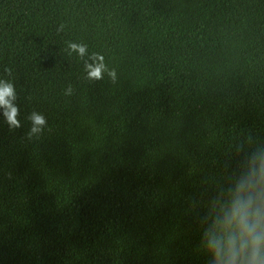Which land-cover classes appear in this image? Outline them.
I'll return each mask as SVG.
<instances>
[{"label": "trees", "instance_id": "obj_1", "mask_svg": "<svg viewBox=\"0 0 264 264\" xmlns=\"http://www.w3.org/2000/svg\"><path fill=\"white\" fill-rule=\"evenodd\" d=\"M0 79L21 123L0 116V264H213L264 161V0H0Z\"/></svg>", "mask_w": 264, "mask_h": 264}, {"label": "clouds", "instance_id": "obj_2", "mask_svg": "<svg viewBox=\"0 0 264 264\" xmlns=\"http://www.w3.org/2000/svg\"><path fill=\"white\" fill-rule=\"evenodd\" d=\"M68 48L84 60L85 79L98 81L105 72L115 83L116 72L108 70L103 56H88L87 46L69 43ZM87 56V59H84ZM11 75L10 69H5ZM69 85L65 95H71ZM17 94L11 81L0 79V116L9 130L19 129L17 117L20 109L16 104ZM30 129L27 137H38L45 125L46 118L33 111L27 117ZM208 235V249L214 257L213 264H264V161L254 168L247 177L242 178L232 191L228 203L222 207Z\"/></svg>", "mask_w": 264, "mask_h": 264}]
</instances>
